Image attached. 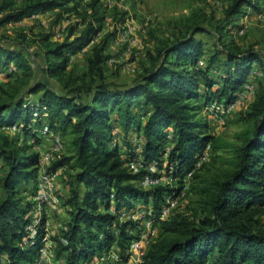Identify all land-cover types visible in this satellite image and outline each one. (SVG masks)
Listing matches in <instances>:
<instances>
[{"label":"trees","instance_id":"trees-1","mask_svg":"<svg viewBox=\"0 0 264 264\" xmlns=\"http://www.w3.org/2000/svg\"><path fill=\"white\" fill-rule=\"evenodd\" d=\"M16 1L0 0V25L69 2L71 9L78 5V0H24L15 4ZM98 2L91 0L90 11L81 13L88 20L78 33H74V24L61 41L52 40L49 32L39 33L43 70L48 77L62 82V93L43 81L31 80V62L22 49L0 44V66L12 64L21 70L9 81L14 72L11 68L12 72L6 73V85H0V125L22 123L20 129L32 138V144L41 139L34 127L42 120L62 136L67 128L72 133L71 153L47 167L48 172L66 164L74 167L72 172H66L68 178L65 174L58 177L67 190L58 196L68 217L64 227H55L49 236L55 243L54 258L63 264H92L114 244L115 263L128 262L129 244L137 236L131 230H137L139 220H121V210L134 208L137 200L147 203L150 198L156 213L168 196L176 194L182 174L205 145L218 146L209 132L208 119L198 115L200 107L192 103L199 98L200 79L207 90L216 87L212 92L218 99L208 95L205 102H230L242 89L251 63L260 62L259 53L252 48L229 57L234 71L222 78L219 87L205 69L197 66L203 43L194 34L206 29L193 22L187 26L188 34L158 47L155 55L150 54L152 66L128 83L114 85L104 80L107 49L117 29L105 32L91 45L86 70L72 78L65 73L70 56L102 29ZM244 6L258 8L256 0H230L224 19L233 21L245 12ZM170 54H174L173 59ZM216 56L210 55L206 67L215 62ZM85 77L91 81L86 87L84 81L77 83ZM82 89L87 101L71 95ZM25 93L36 97L28 99ZM242 117L251 124L240 131L242 141L232 147V167L208 183L203 179L197 189L201 215L190 218L183 210L162 219L161 233L134 264H264V224L258 222L264 212V85L259 86ZM116 125L122 131L125 149L116 141ZM25 149L0 131V158L7 166L1 181L4 196L0 200V264H36L46 232L44 221L50 220L48 212H42L36 234L30 236L26 225L31 219L27 214L35 204L33 193H21L29 180H34L35 189L39 156L35 149ZM123 149L126 158L121 154ZM139 156L143 165L151 161L158 166L164 163L178 183L143 187L140 180L148 170L133 172L127 165V161ZM197 176L195 171L191 179Z\"/></svg>","mask_w":264,"mask_h":264},{"label":"rangeland","instance_id":"rangeland-1","mask_svg":"<svg viewBox=\"0 0 264 264\" xmlns=\"http://www.w3.org/2000/svg\"><path fill=\"white\" fill-rule=\"evenodd\" d=\"M23 1L24 0H17L15 4H21ZM90 1L91 0H78L76 9H71L72 3L69 2L39 12L37 16L26 17L19 22L2 24L0 25V44L22 49L31 62L33 69L31 80L43 81L62 93L64 92L62 82L56 77H48L43 70V65L45 64L42 53L43 42L39 39V33L49 32L52 34V40L61 41L66 36L68 27L72 24L76 25L74 33H78L88 20V17L83 19L81 13L85 10L90 11L88 6ZM256 1L258 5L257 9L244 6L243 9L245 12L243 14L236 16V19L233 21H226L224 19V9L229 4L230 0H99V12L103 16L102 29L93 38L95 39L93 44L105 32L114 29L118 30L125 22H129L133 26L134 32L139 39L138 44H135L131 40L115 43L113 37L107 49L109 53L108 58H112V60L107 58L108 60L105 62L104 80L114 85H123L132 81L139 73H142L145 69L152 66L150 54L155 55L158 47L170 44L181 35L188 34L189 30L187 26L190 23L198 22L206 31L195 32L194 34L195 37L200 39L203 43L202 54L198 58L197 66L205 69L209 77L217 81L220 87L223 83L222 78L227 77L229 73H233L234 71L235 66L232 62H229L228 58L237 57L238 53L240 54L252 48L259 53L260 62L254 61L251 63L249 73L246 76L243 86L251 82L255 86V91L257 92L259 86L261 84L264 85V0ZM240 27H243L242 32H238ZM143 28L145 31L141 30ZM57 29H62L61 34L58 37H54L53 35ZM87 53L88 49L86 51L79 50L76 54L71 55L65 73H70L73 78L75 75H79L85 71ZM213 53L217 55L215 62H212L209 67H206L209 57ZM169 58L173 59L174 54H170ZM12 66V64L11 66H0V85H6L8 80V78H6V73L8 71L12 72L11 68L14 69V72L10 73L12 77H10L9 81L14 79V76L21 74L20 69ZM82 81H84V87L91 82L88 77H85L84 79L78 80L77 83H82ZM96 82H98V80H96L95 83ZM203 82L204 80L200 79L201 84L198 85L199 98L193 99L192 103L200 107V109H197L198 115L208 119L210 124L209 132L217 139L216 145L218 146L214 148L209 146L208 155L202 162L204 165L196 170L198 176L190 180V188L186 196L180 199V203L175 211L179 212L184 210V213L190 218H198L201 215L199 211L200 196L198 195L197 189L201 187L202 180L204 179L208 183L209 180L211 181L215 176L232 167V147L242 141L240 131L249 127L251 124L243 119L242 113L249 109L250 103L254 98L238 106H233L225 113L215 110L211 112L207 110L205 106L214 100L208 103L205 102V100L208 98V95L213 97V99H218L216 98L217 94L212 92V89L216 87L214 86V88L207 90ZM71 95H74L79 101H87L88 99L84 89L73 92ZM2 96L4 97V95ZM25 97L34 99L36 94H28ZM219 101L224 102L223 99ZM42 121L44 122L47 120ZM42 121L40 123H42ZM18 123L20 125L22 124L20 122ZM20 125L15 130L0 128V131L10 137L15 145L25 147L26 151L34 150L35 144H32V138L21 131ZM39 126L40 124L36 125L35 128ZM113 132L117 133V143L124 148V140L122 139L120 127L116 125V129ZM62 138L64 140L63 149L59 153H53L49 162H46L48 163L46 164V168L50 166L55 159L71 153L72 133L69 128L64 131ZM39 142L46 148L50 145V142L46 140L42 141V139H40ZM124 149L121 151V154L126 158L127 154ZM132 161H127L128 168ZM69 165L70 164H66L57 169L58 177L65 174V177L68 178L66 172H72L74 170V167H72V165L69 167ZM6 169L7 166H5L3 160L0 158V200L4 196V192L1 188V181ZM177 183L176 181V184ZM24 188V192L19 193L25 196L27 195L26 191H28L30 196V194L33 193L34 180L26 182V187L24 186ZM55 192H57V190ZM58 195L62 197L63 192H58ZM135 205L141 207L148 206L154 211L153 202L150 198L147 203L142 200H137ZM47 211V215L50 219L48 231L49 236H51L54 234L51 230L54 231L55 227H60L62 223L65 222H60L59 225H55L52 218V216H55L53 208L50 207ZM61 211L65 212L62 206ZM27 216L30 218L33 217L32 209L28 212ZM120 219L123 220L128 218L122 217ZM160 221L161 220L157 221V235L161 233ZM258 222L264 224V212L258 216ZM140 226L141 223L138 222L137 230L131 231L137 234L140 230ZM116 248L117 246L114 244L111 247V253H117ZM97 261L98 264H116L114 257L109 255Z\"/></svg>","mask_w":264,"mask_h":264},{"label":"built area","instance_id":"built-area-1","mask_svg":"<svg viewBox=\"0 0 264 264\" xmlns=\"http://www.w3.org/2000/svg\"><path fill=\"white\" fill-rule=\"evenodd\" d=\"M37 16V13H33L30 17ZM19 22V21H18ZM62 29L55 30L54 37H58L61 34ZM145 31V29H141ZM243 27H240L238 32H242ZM95 39H92L88 44L80 48V51H86L91 47ZM115 43H120L122 41L131 40L135 44L139 43V39L134 32L133 26L129 22H125L121 28H119L114 36ZM112 60V58H108ZM107 59V60H108ZM255 86L248 82L244 84L242 89H240L236 96L230 101L224 103L223 101L214 100L205 106L207 110L218 111V112H228L233 106H238L246 101L251 100L255 95ZM18 124H3L0 125L1 129H11L15 130L18 128ZM34 130L38 132L42 141L50 142V145L46 148L42 143L38 142L35 144V150L38 152L39 163H38V173L35 181V189L32 194V200L34 201V207L32 208L33 217L30 219V222L26 225L30 236L36 234L37 224L40 222L41 213L48 212L47 209L50 207H57L60 205L61 198L58 196L56 191L57 182H58V171L48 172L46 168V162H49V159L52 157L53 153H59L63 149L64 142L61 134L55 130L50 129L49 125L46 122H43L38 128L34 127ZM209 143L205 145L199 156L193 162V164L182 174V180L180 187L177 189L175 195L168 196L165 199V202L161 204L159 210L155 213L148 206H137L135 205L132 209H122L119 217H125L128 219L139 220L141 223L140 230L137 233V236L134 237L129 244V259L126 264H132L140 260L141 255L145 251L146 247L151 241L154 240L158 232V223L157 221L162 220L173 214L180 199L186 196L189 190V184L192 174L201 166L202 162L205 160L208 155ZM136 161L130 162L129 168L132 171H136L140 168H146L148 170L145 173L141 180L140 184L143 187H151L159 184H168L170 186L176 184V179L172 173H170L165 167L164 163L161 166L155 161H151L148 165H143L142 157L139 156ZM156 215V217H155ZM49 226L50 222L48 219L44 221L45 234L43 236V244L39 248L36 264H63L61 260H56L54 254L55 243L49 237ZM109 255L114 257V260L117 259V256L111 253V250L103 252L98 256L92 264H98L97 260L103 259L104 256ZM86 264V263H83Z\"/></svg>","mask_w":264,"mask_h":264},{"label":"crops","instance_id":"crops-1","mask_svg":"<svg viewBox=\"0 0 264 264\" xmlns=\"http://www.w3.org/2000/svg\"><path fill=\"white\" fill-rule=\"evenodd\" d=\"M56 190H57V193L58 192H60V191H62L63 192V194L64 193H66V189H65V187L63 186V184H62V182L61 181H58L57 182V188H56ZM61 206H62V209L63 210H65V212L64 211H61ZM64 207V208H63ZM53 208V211H54V213H55V216L53 217L52 216V218H53V222H54V224L56 225H59L60 224V222H65L66 221V217H68V212L66 211V209H65V206H63V205H59V206H57V207H52ZM64 225V223H62V225L61 226H63ZM60 226V227H61ZM64 227V226H63ZM55 230V229H54ZM53 231V230H52Z\"/></svg>","mask_w":264,"mask_h":264}]
</instances>
